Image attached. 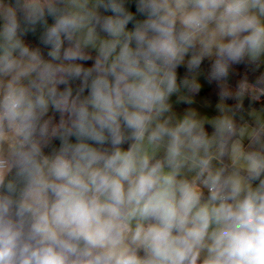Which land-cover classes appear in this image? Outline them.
<instances>
[{
  "label": "clouds",
  "instance_id": "clouds-1",
  "mask_svg": "<svg viewBox=\"0 0 264 264\" xmlns=\"http://www.w3.org/2000/svg\"><path fill=\"white\" fill-rule=\"evenodd\" d=\"M262 67L264 0H0V264H264Z\"/></svg>",
  "mask_w": 264,
  "mask_h": 264
},
{
  "label": "trees",
  "instance_id": "trees-1",
  "mask_svg": "<svg viewBox=\"0 0 264 264\" xmlns=\"http://www.w3.org/2000/svg\"><path fill=\"white\" fill-rule=\"evenodd\" d=\"M129 6H130L131 10L134 12V11H135V5H134V3H131ZM28 39H29L32 43H36L34 37L29 36ZM180 71L182 72L183 69H181ZM238 71H239L241 74H243V73L245 72V68H244V66H243V65L239 66V67H238ZM260 71H261V69L258 70V71L255 72V73H252V72L249 71L248 74H249L250 79L254 78L255 75H258ZM237 78H238V77H237ZM247 103H248V102L245 101V105H246V107H247ZM255 107L259 108V107H260V103H257V104L255 105ZM50 114H51V113H50ZM209 131H210V130H209ZM53 144H54L55 146L58 147V146H59V141H58V140L53 141ZM46 151H48V149H46Z\"/></svg>",
  "mask_w": 264,
  "mask_h": 264
},
{
  "label": "crops",
  "instance_id": "crops-1",
  "mask_svg": "<svg viewBox=\"0 0 264 264\" xmlns=\"http://www.w3.org/2000/svg\"><path fill=\"white\" fill-rule=\"evenodd\" d=\"M261 71H264V67L261 68ZM209 111H211V109H208ZM56 119L58 120L59 119V116L58 114H56ZM211 131V129H209Z\"/></svg>",
  "mask_w": 264,
  "mask_h": 264
}]
</instances>
